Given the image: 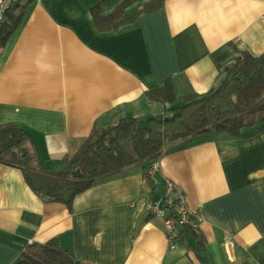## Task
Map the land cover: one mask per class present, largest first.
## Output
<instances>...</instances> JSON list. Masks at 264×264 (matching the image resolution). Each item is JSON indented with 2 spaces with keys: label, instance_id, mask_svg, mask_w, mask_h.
Masks as SVG:
<instances>
[{
  "label": "crops",
  "instance_id": "obj_1",
  "mask_svg": "<svg viewBox=\"0 0 264 264\" xmlns=\"http://www.w3.org/2000/svg\"><path fill=\"white\" fill-rule=\"evenodd\" d=\"M149 1L20 0L19 24L0 52V125L29 134L35 169H64L93 129L120 117H167L183 98L217 86L243 52H264V0H164L142 11ZM96 16L110 26L99 30ZM167 81L178 101L165 110L145 93ZM158 163L155 174L127 166L69 205L0 163V264L53 239L78 264H264L261 125L238 136L210 129L171 145ZM166 181L200 215L194 236L174 249L146 211Z\"/></svg>",
  "mask_w": 264,
  "mask_h": 264
},
{
  "label": "trees",
  "instance_id": "obj_2",
  "mask_svg": "<svg viewBox=\"0 0 264 264\" xmlns=\"http://www.w3.org/2000/svg\"><path fill=\"white\" fill-rule=\"evenodd\" d=\"M163 1L151 0L141 10L157 9ZM19 2L7 11L0 25V52L19 24L22 9ZM95 23L99 30L111 24L97 16ZM145 97L161 103L165 110L178 101L169 81L161 88L147 91ZM168 115L147 121L120 117L113 125L93 129L78 151L64 160L65 168L58 171L35 169L29 134L15 123L3 124L0 125V163L21 167L35 193L54 201L68 197L69 205L74 195L98 180L135 164L143 165L146 170L171 145L210 129L234 136L245 127L261 125L264 129V52L260 55L243 52L226 69L217 86L205 94L183 98L181 105L172 107ZM194 234L191 226L179 228L175 242ZM17 264L78 263L53 239L43 245H32Z\"/></svg>",
  "mask_w": 264,
  "mask_h": 264
},
{
  "label": "built area",
  "instance_id": "obj_3",
  "mask_svg": "<svg viewBox=\"0 0 264 264\" xmlns=\"http://www.w3.org/2000/svg\"><path fill=\"white\" fill-rule=\"evenodd\" d=\"M19 1L20 0H0V25L3 22L7 11ZM261 20L264 23V14L261 16ZM147 170L150 174H155L156 172H158V160L153 162ZM146 211L149 215L162 221L167 236V243L170 249L175 248L176 230L179 228H183L184 226H191L192 228H196L194 215L200 217L199 214L191 213L186 208L184 195L177 191L175 185L171 181L165 182L161 199L159 201L150 202L146 206Z\"/></svg>",
  "mask_w": 264,
  "mask_h": 264
}]
</instances>
